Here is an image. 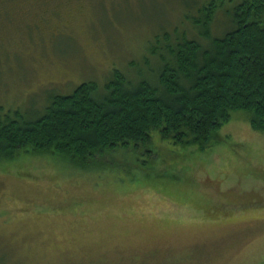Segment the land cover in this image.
<instances>
[{"label": "rangeland", "instance_id": "rangeland-1", "mask_svg": "<svg viewBox=\"0 0 264 264\" xmlns=\"http://www.w3.org/2000/svg\"><path fill=\"white\" fill-rule=\"evenodd\" d=\"M212 0H0V116L35 120L119 71L156 83L165 35L203 44ZM240 0H226L227 10ZM219 9L211 25L232 28ZM211 148L149 146L89 166L50 154L0 161V264H264V133L234 112Z\"/></svg>", "mask_w": 264, "mask_h": 264}, {"label": "trees", "instance_id": "trees-1", "mask_svg": "<svg viewBox=\"0 0 264 264\" xmlns=\"http://www.w3.org/2000/svg\"><path fill=\"white\" fill-rule=\"evenodd\" d=\"M225 7L226 0H212L191 19L206 30L203 44L185 33L165 35L168 59L160 56L154 84L135 85L115 71L104 94L96 83H84L52 96L38 119L2 114L0 161L50 154L86 167L103 153L149 146L153 132L203 152L219 141L234 112L248 113L252 129L264 133V0ZM219 9L232 22L222 37L211 31Z\"/></svg>", "mask_w": 264, "mask_h": 264}]
</instances>
